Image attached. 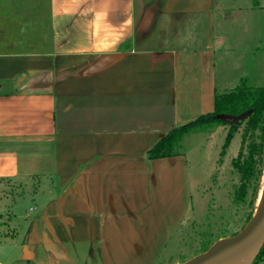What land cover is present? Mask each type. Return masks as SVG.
<instances>
[{
	"label": "crops",
	"instance_id": "obj_1",
	"mask_svg": "<svg viewBox=\"0 0 264 264\" xmlns=\"http://www.w3.org/2000/svg\"><path fill=\"white\" fill-rule=\"evenodd\" d=\"M224 10L219 0H0V179L21 183L10 202L34 204L8 213L9 264L156 262L191 183L185 152L147 151L214 110Z\"/></svg>",
	"mask_w": 264,
	"mask_h": 264
},
{
	"label": "rangeland",
	"instance_id": "obj_2",
	"mask_svg": "<svg viewBox=\"0 0 264 264\" xmlns=\"http://www.w3.org/2000/svg\"><path fill=\"white\" fill-rule=\"evenodd\" d=\"M250 1L219 0V6L222 10L225 8L216 17V32L221 44L216 60L219 94L233 90L241 80L251 87L264 84V10L258 8L264 0H253L252 9H249ZM231 128L235 129L233 135L224 145ZM243 131L244 122L212 123L183 137L178 151L185 152L188 161L190 205L154 264L184 262L201 253L204 245L230 238L244 227L247 204L233 199L239 181L231 165L238 154ZM248 142L249 136L243 147L244 154ZM261 189L264 195L262 178L259 191ZM19 193L21 183L0 179V261L5 264H9L8 258L16 254L14 242L8 240L12 236V230L8 229V213L19 216L34 207L29 197L16 200L15 204L10 202ZM255 206L259 209L261 205ZM12 222L23 226L22 220L13 219ZM20 236L15 240L18 243ZM26 262L19 260L14 264ZM257 264H264V250Z\"/></svg>",
	"mask_w": 264,
	"mask_h": 264
},
{
	"label": "trees",
	"instance_id": "obj_3",
	"mask_svg": "<svg viewBox=\"0 0 264 264\" xmlns=\"http://www.w3.org/2000/svg\"><path fill=\"white\" fill-rule=\"evenodd\" d=\"M227 114L238 116L246 114L239 122H244V131L238 154L232 159L233 171L238 175V186L233 191V199L237 203L247 204L245 224L256 209V199L260 189L264 167V84L259 87H251L241 80V83L233 90L214 96V110L211 113L201 115L196 119L179 125L163 137H161L148 151V159L171 157L180 153L179 148L185 135L194 132L203 125L212 123H225L215 116ZM234 128L226 138V145L231 139ZM249 136L247 150L244 154L243 147ZM244 224V225H245ZM211 244L203 246L201 252L207 250ZM264 245L253 261L257 264L262 256Z\"/></svg>",
	"mask_w": 264,
	"mask_h": 264
},
{
	"label": "water",
	"instance_id": "obj_4",
	"mask_svg": "<svg viewBox=\"0 0 264 264\" xmlns=\"http://www.w3.org/2000/svg\"><path fill=\"white\" fill-rule=\"evenodd\" d=\"M246 114L238 116L217 114L215 118L229 124L238 123ZM247 245L249 255L245 264H253L264 245V208L255 209L244 227L230 238L217 241L207 250L179 264H225L239 249ZM31 264V263H27ZM49 264V263H37Z\"/></svg>",
	"mask_w": 264,
	"mask_h": 264
},
{
	"label": "bare ground",
	"instance_id": "obj_5",
	"mask_svg": "<svg viewBox=\"0 0 264 264\" xmlns=\"http://www.w3.org/2000/svg\"><path fill=\"white\" fill-rule=\"evenodd\" d=\"M262 184L264 186V167H263V173H262ZM257 207H259L258 210L264 208V195H263V189H261L258 193L257 197ZM223 241V239L219 240ZM249 255V248L247 245L243 246L241 249H239L225 264H245L247 258Z\"/></svg>",
	"mask_w": 264,
	"mask_h": 264
}]
</instances>
